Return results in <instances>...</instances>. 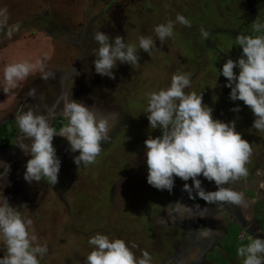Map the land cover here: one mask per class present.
Returning a JSON list of instances; mask_svg holds the SVG:
<instances>
[{
    "label": "rangeland",
    "instance_id": "374dc122",
    "mask_svg": "<svg viewBox=\"0 0 264 264\" xmlns=\"http://www.w3.org/2000/svg\"><path fill=\"white\" fill-rule=\"evenodd\" d=\"M0 10L7 16L0 24V80L4 66L13 61L40 60L44 71L53 73L43 79L37 70L11 93L0 90V123L5 121L8 131L16 132L18 110H36L45 103L49 107L61 90L63 76L75 68L80 55V69L69 80V98L85 102L98 116H107L111 124L110 139L101 145L94 163L77 168L70 158L61 166L55 185L28 183L23 177L22 183L13 185L22 202H9L33 220L31 230L37 242L47 245L40 264H84L91 250L88 239L96 233L122 238L129 246L135 244L137 256L143 250L153 253L157 235L171 227L173 206L184 181L177 177L172 192L147 183L144 140L148 135H159L160 129L149 128L144 113L147 95L168 87L174 73L190 74L185 92L202 93V101L213 108L214 118L236 119V129L252 148L249 159L264 156V133L250 128L254 118L250 109L242 101L229 99L226 78L219 75L228 56L235 59L240 55L236 35L252 34V23L264 22V0H0ZM177 13L191 20V26L176 23L173 36L161 43L154 26L174 20ZM201 26L209 32L207 39L201 35ZM10 28H14L11 36ZM97 30L110 36L120 34L134 44L140 35H150L155 46L150 56L141 50L136 65H118L116 78L109 79L94 71L98 44L93 35ZM30 89H35L33 96L28 95ZM235 104L241 106L238 114L230 111ZM16 140L13 136L4 151L16 149ZM56 142L64 147L67 143L58 135ZM56 150L60 158L68 152ZM200 178L203 186L215 187ZM2 188L0 199L7 196ZM245 194L254 195L252 190H245ZM185 195L187 201H201ZM168 205L170 211L166 210ZM160 217L165 228L156 225ZM186 220V216L180 219L183 223ZM3 248L0 240V255ZM236 250L228 257L215 252L212 258L219 264H241L243 257Z\"/></svg>",
    "mask_w": 264,
    "mask_h": 264
},
{
    "label": "clouds",
    "instance_id": "9594fccd",
    "mask_svg": "<svg viewBox=\"0 0 264 264\" xmlns=\"http://www.w3.org/2000/svg\"><path fill=\"white\" fill-rule=\"evenodd\" d=\"M7 16L0 10V24ZM191 26V20L177 13L174 20H167L154 26L153 31L161 43L173 36L174 25ZM10 28L8 35H12ZM202 37L209 32L201 26ZM93 39L98 44L93 60L94 71L109 79L116 78L114 71L118 65H136L140 61V51L149 56L155 46L152 36L140 35L138 44L128 42L124 36L97 30ZM236 45L241 52L235 59L231 56L219 68V75L226 78L225 87L230 89L232 101H242L247 106L253 120L250 125L259 133H264V22L252 23V34L238 33ZM234 68L238 71H234ZM37 70L47 79L53 73L45 72L40 60L13 61L3 68L0 90L11 93L26 77ZM190 74L177 72L171 77L170 85L147 95L145 113L148 127L160 129L156 136L148 135L144 140V160L147 168V183L157 190L172 192L178 177L184 181L182 190L190 199L199 197L206 202H228L248 207L244 194L227 185L239 177H245L246 162L252 152L248 139L236 129V119L214 118L213 108L203 103L202 93L185 92L190 85ZM35 94L30 89L29 96ZM235 104L230 111L240 112ZM63 116L67 122L58 130L52 127L49 118L32 109L18 110L15 121L24 141L15 145L28 159L25 161L23 178L26 182L46 181L51 185L58 182L61 159L53 144L54 136L63 137L68 143V151L74 164L88 166L95 162L101 152V145L110 136L111 124L107 116H98L85 102L65 99ZM0 183L3 189L9 183L7 177L11 165L0 160ZM200 177L215 185L206 189ZM191 181V183H189ZM4 193V192H3ZM33 220L22 216L6 195L0 199V240L4 248L0 264H40L48 252L46 244L37 242L31 230ZM91 250L84 258V264H153L152 256L143 250L137 256L133 248L122 238L96 233L89 237ZM243 257V264H264V233L257 234L247 244L237 248Z\"/></svg>",
    "mask_w": 264,
    "mask_h": 264
},
{
    "label": "flooded vegetation",
    "instance_id": "af4514ba",
    "mask_svg": "<svg viewBox=\"0 0 264 264\" xmlns=\"http://www.w3.org/2000/svg\"><path fill=\"white\" fill-rule=\"evenodd\" d=\"M79 62L80 55L75 68L63 76L61 90L50 101V106L47 107L45 103V105H39L34 110L37 113L46 115L54 128L65 124L66 117L62 113L63 103L65 99H71L69 98L68 84L74 74L79 71ZM4 123L6 122L3 121L0 125ZM13 136L17 138L15 144L27 142L22 141L24 138L19 132V128ZM53 143L61 152L60 154H63L62 149L68 150V143L65 147L60 143L58 144L56 136L53 138ZM8 147L0 148V160L7 161L11 165V172L7 177L9 183L6 184L4 189L2 188L3 183H0V188L5 191L9 200L20 203L22 200L18 198V194L12 187L24 181L23 176L20 177V173L25 170L23 164L28 157L18 147L4 151ZM64 156L60 158L61 166H66L64 162H68L72 158V153L68 151ZM245 167L248 169L247 176L237 178L227 187L243 193L244 198L249 202L248 207L228 202H206L203 199L196 202L187 201L185 192L182 189L179 191L178 200L173 206L171 221L169 220L171 227L167 228L166 233L162 232L157 235V247L153 248L151 254L153 264H219L212 258L215 252L217 255L228 257L227 254L234 253V250L241 244H247L257 234L264 233V215H256L257 212L261 214L264 212V156L260 155L257 158L251 156ZM214 188L210 187L208 189ZM245 190H252L254 195L245 194ZM259 199L260 204L257 201ZM170 205L167 206V211H170ZM182 216L187 217L184 223L180 221ZM156 225H158V228H165L166 226L161 217ZM241 264L243 263L241 262Z\"/></svg>",
    "mask_w": 264,
    "mask_h": 264
},
{
    "label": "trees",
    "instance_id": "16d2710c",
    "mask_svg": "<svg viewBox=\"0 0 264 264\" xmlns=\"http://www.w3.org/2000/svg\"><path fill=\"white\" fill-rule=\"evenodd\" d=\"M220 63H221V58L219 59ZM15 130L12 129L11 131H8L7 129V124L4 123L2 125H0V148L2 147H7L9 145V141L10 139L13 137ZM111 198L114 194L115 191V184L113 185V187L111 188Z\"/></svg>",
    "mask_w": 264,
    "mask_h": 264
}]
</instances>
